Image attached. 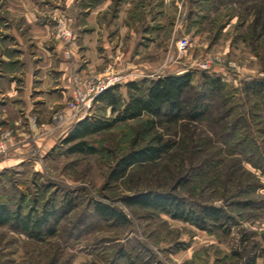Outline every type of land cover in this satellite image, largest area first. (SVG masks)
Masks as SVG:
<instances>
[{
	"label": "rangeland",
	"instance_id": "obj_1",
	"mask_svg": "<svg viewBox=\"0 0 264 264\" xmlns=\"http://www.w3.org/2000/svg\"><path fill=\"white\" fill-rule=\"evenodd\" d=\"M210 2L0 0V96L12 76L24 75L29 64H34L40 39L60 44L69 58L75 29L90 28L85 16L93 7L101 10L96 21L106 37L114 43L121 41L117 50L121 62L148 65L143 77L189 71L195 84L201 72H208L222 75L236 87L243 78L264 75V0L226 1L216 9ZM60 26L71 30L70 41L55 37ZM124 26L125 32L120 30ZM38 28L43 29L36 31ZM182 37L189 44L179 53L176 43ZM107 62L106 70L72 77L70 97L59 109L43 114L42 120L50 119L48 128L35 132L23 118L20 125L0 123V139L4 132H11L3 138L9 146L7 153L0 155V197L11 208L21 196L24 209L32 203L39 207L50 202L56 211L50 220L52 233L39 240L21 233L15 225H1L0 264H240L242 258L233 252L243 257L260 254L264 248V171L225 151L212 132L216 126L210 127L208 120L182 130L179 137L187 147L193 134L197 141L191 149L182 143L176 154L175 125L150 132L143 129L144 120L118 123L87 137L94 152L64 153L60 140L75 120L95 113L109 115L108 109L94 102L83 114L72 115L70 99L83 80L116 74L119 79L114 85L119 84L125 96L124 84L138 78L126 67L116 66L111 57ZM254 110L260 113L259 108ZM16 114L4 110L0 120ZM34 120L32 117L31 123ZM258 120L256 116L251 121L254 131ZM155 132L174 142L172 151L157 162L127 169L123 178L111 179L132 143L141 147ZM49 134L55 136L52 145ZM143 191L172 193L220 206L232 217L224 225H211L210 233L201 232L160 210L124 204L125 196ZM69 198L71 203L63 207L62 201ZM247 201L250 203L244 205ZM97 202L115 208L125 220L101 217L93 210ZM119 248L123 249L121 256ZM254 264H264V256H258Z\"/></svg>",
	"mask_w": 264,
	"mask_h": 264
},
{
	"label": "trees",
	"instance_id": "obj_2",
	"mask_svg": "<svg viewBox=\"0 0 264 264\" xmlns=\"http://www.w3.org/2000/svg\"><path fill=\"white\" fill-rule=\"evenodd\" d=\"M226 1L243 0H211L215 9L219 3ZM258 19L257 17L254 20V26ZM119 87V84L110 86L93 100L99 108L108 109V116L96 113L84 116L75 120L68 128L60 140V145L65 147V154L94 152L92 146L87 143V137L107 131L118 123L138 120H144L143 129L150 132L167 124L175 125V137H178L175 140L176 154L182 143L187 147L184 138L182 140L179 137L182 130H187L186 127L196 125L205 119L211 123L210 127L213 124L216 126L212 132L218 135L224 150H228L225 151L242 157L253 167L264 171V75L243 78L235 87L219 74L201 72L199 81L194 84L189 71L167 72L155 77L128 80L124 84L125 96L121 94ZM258 108L260 113L256 114L254 109ZM232 114L233 118L227 120ZM256 116H259L257 121L259 125L255 132L251 127V121ZM219 127L224 130L221 132ZM162 134L155 132L147 144L138 148L132 143V149L118 160L117 167L111 173V179L123 178L127 169L135 165L157 162L168 155L174 142L171 139H164ZM195 138L196 135L193 134V139L189 140L190 149L195 147L192 146L197 141ZM54 147L56 149L58 146ZM18 198L11 208L0 197V226L15 225L21 233L37 240L47 233H52L50 220L56 212L54 205L46 202L37 207L32 203L29 208L24 209L21 196ZM123 202L129 207L160 210L173 220L185 222L201 232L208 233L211 225H224L232 217L220 206L201 204L192 198L172 193L137 192L125 196ZM62 203L63 207L69 205L70 198L63 200ZM249 203L247 201L244 205ZM93 210L103 218L118 222L125 220L121 212L106 204L97 202ZM122 250V248L117 250L119 256ZM233 254L242 258L240 264H254L258 256H264V248L260 254L253 253L245 257L242 253Z\"/></svg>",
	"mask_w": 264,
	"mask_h": 264
},
{
	"label": "crops",
	"instance_id": "obj_3",
	"mask_svg": "<svg viewBox=\"0 0 264 264\" xmlns=\"http://www.w3.org/2000/svg\"><path fill=\"white\" fill-rule=\"evenodd\" d=\"M99 13L101 10L98 7L91 8L85 16L90 28L75 29L76 39L69 45L71 54L69 58L63 55L60 44L37 39L39 40L36 42L38 55L32 58L34 64H29L30 67L24 71V75L18 74L17 78L12 76L8 87L2 94L3 97L0 96V113L10 110L17 114L14 118L0 120V123L20 125L23 118L27 119L29 128L35 132L48 128L50 119L42 120L43 114L46 115V113L59 109L70 97L73 91L72 77L97 72L102 68L103 70L108 69L109 57L115 60L116 66L126 67L127 70L135 72L138 78L143 77V72L148 69V65L145 63L135 65L125 59L121 62V56L117 52L121 47V41L114 43L106 37L104 28H101L99 21H96V15ZM40 29L43 28H38L36 31ZM121 29L123 32L126 31L125 26ZM103 52L108 58L107 61L102 57ZM18 114H22V117ZM30 114L35 119L34 123H31ZM59 135V133L56 134L57 137ZM47 138L51 144L49 141L46 143L52 145L55 136L49 134Z\"/></svg>",
	"mask_w": 264,
	"mask_h": 264
},
{
	"label": "built area",
	"instance_id": "obj_4",
	"mask_svg": "<svg viewBox=\"0 0 264 264\" xmlns=\"http://www.w3.org/2000/svg\"><path fill=\"white\" fill-rule=\"evenodd\" d=\"M55 37L63 42H68L71 39V30L69 28H65L64 26H60V28H56L55 30ZM188 44L189 42L187 37L178 39L176 43L178 52H184L187 49ZM118 79L119 77L112 73H107L99 77L92 76L88 79H84L81 88L76 90L70 99L69 105L72 110V115L75 116L83 114L90 107L95 97L110 86H113ZM10 133V131H6L2 134L0 139V155L7 153L9 146L5 144L3 138L10 135ZM7 140L10 141V137L7 138Z\"/></svg>",
	"mask_w": 264,
	"mask_h": 264
}]
</instances>
